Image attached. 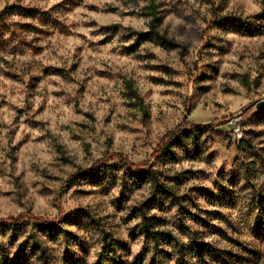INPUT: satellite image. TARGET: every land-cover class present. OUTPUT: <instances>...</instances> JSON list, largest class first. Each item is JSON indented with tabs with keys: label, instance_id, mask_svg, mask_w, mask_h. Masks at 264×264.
<instances>
[{
	"label": "rangeland",
	"instance_id": "1",
	"mask_svg": "<svg viewBox=\"0 0 264 264\" xmlns=\"http://www.w3.org/2000/svg\"><path fill=\"white\" fill-rule=\"evenodd\" d=\"M261 12L0 0V264H264Z\"/></svg>",
	"mask_w": 264,
	"mask_h": 264
},
{
	"label": "trees",
	"instance_id": "2",
	"mask_svg": "<svg viewBox=\"0 0 264 264\" xmlns=\"http://www.w3.org/2000/svg\"><path fill=\"white\" fill-rule=\"evenodd\" d=\"M154 6L150 7V16L152 17V20L150 22V33L158 36V33L156 31V26L155 23L157 21V14L154 10ZM255 19H264V12H261L260 14H258L257 16L254 17ZM220 19H217V22H219ZM252 25V24H251ZM247 26V25H246ZM250 26V24H249ZM243 28H246L245 26H243ZM249 29V27H247ZM134 98H138L137 94L133 95ZM180 132H182L181 129H179L178 131L174 130L171 131L169 133H167L165 135V137L163 138V140L161 141V143L159 144V146L157 147V149L154 151L153 153V157H158L160 155V150L163 148V146L165 145V142L173 137H175L177 134H179ZM107 159H112V160H118L120 163H122L125 166H128L130 168H136L139 165H134L133 163H130L128 161H126L125 159H123L122 157L118 156V155H114L113 157L107 158ZM61 214V213H60ZM62 218V215L59 216V219ZM26 219H29V217H27L26 215H18L16 217L13 218H9V219H0V226H4V225H11L14 223H18L21 221H24ZM31 219H33L34 221L38 222V223H47V221H43L41 218L38 217H31ZM155 235V234H154ZM161 238H164V236H162ZM158 239L156 236H153V242H155L156 244H158Z\"/></svg>",
	"mask_w": 264,
	"mask_h": 264
},
{
	"label": "built area",
	"instance_id": "3",
	"mask_svg": "<svg viewBox=\"0 0 264 264\" xmlns=\"http://www.w3.org/2000/svg\"><path fill=\"white\" fill-rule=\"evenodd\" d=\"M235 132H236V133H238V132H239V130L237 129Z\"/></svg>",
	"mask_w": 264,
	"mask_h": 264
}]
</instances>
